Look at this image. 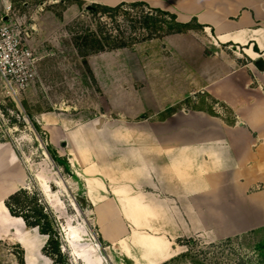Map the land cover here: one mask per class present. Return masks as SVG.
Segmentation results:
<instances>
[{
	"label": "crops",
	"instance_id": "obj_1",
	"mask_svg": "<svg viewBox=\"0 0 264 264\" xmlns=\"http://www.w3.org/2000/svg\"><path fill=\"white\" fill-rule=\"evenodd\" d=\"M82 1H145L204 27L147 40L162 41L179 60V68L164 63L162 98L149 83V99L131 101L125 91L119 107L112 104L118 118L101 114L72 124L67 109L35 116L43 129L63 133L69 160L83 171L82 193L106 244L95 238L93 248L113 264H162L184 252L182 240L214 242L263 227L264 0ZM86 60L102 90V67H95L92 56ZM200 92L233 111V120L220 111L183 106L160 118ZM7 151L3 168L16 160ZM141 244L152 252L143 254Z\"/></svg>",
	"mask_w": 264,
	"mask_h": 264
},
{
	"label": "rangeland",
	"instance_id": "obj_2",
	"mask_svg": "<svg viewBox=\"0 0 264 264\" xmlns=\"http://www.w3.org/2000/svg\"><path fill=\"white\" fill-rule=\"evenodd\" d=\"M4 1L12 5L13 11L5 19L12 22L37 57V76L28 87L18 90L7 86L0 73V144H6L16 157V162L12 161L7 168L0 165V264H18L16 244L25 249L26 264H29L28 248L31 264H52L51 259L41 252L47 237L36 229H26L22 219L11 215L3 201L22 180L23 188L39 190L57 215L72 264H113L100 249L91 245L98 236L90 204L83 198V171L74 160H69L68 146L61 140L63 133L56 129L37 131L30 116L34 120L42 113L58 116L67 109L72 124L87 122L101 114L118 118L119 111L111 107L112 104L119 107V99L125 91L131 101H135V97L147 100L150 97L149 83L156 84V97L162 98L164 94L159 87L166 78L164 63L172 69L179 68V60L165 51V45L159 40L141 42L121 50L91 53L87 56H92L95 67L103 70L101 81L104 87L101 90L87 56H82L79 46L85 49L84 38L90 34L118 39L143 38L145 30L138 29L141 26L135 24L139 10L129 9V15L110 16L91 13V4L82 0H0V15L4 14ZM242 59L246 61L247 56ZM152 67L156 74L151 73ZM170 74L174 77L177 73ZM116 83H119L118 89ZM181 106L205 108L215 114L220 111L228 120L234 117L233 111L225 105L200 92L169 108L159 115L160 118ZM48 145H53L57 152L74 163L71 164L74 174L70 175L62 165L58 167L53 162L47 151ZM0 149L3 151L2 147ZM180 243L186 245L184 252L172 264H251L261 257L258 247L264 245V228L231 239L214 242L185 239ZM139 248L143 254L152 252L147 245L141 244ZM101 255L104 258H100Z\"/></svg>",
	"mask_w": 264,
	"mask_h": 264
},
{
	"label": "trees",
	"instance_id": "obj_3",
	"mask_svg": "<svg viewBox=\"0 0 264 264\" xmlns=\"http://www.w3.org/2000/svg\"><path fill=\"white\" fill-rule=\"evenodd\" d=\"M129 9L139 10V17L135 21V24L141 26L138 27V29L143 28L145 30L146 33L143 34V38L140 39L132 36L120 37L118 39L112 36L103 37L101 35L90 34L84 38L85 49L83 50V48L79 46V52L82 54V56H87L91 53L107 50L131 48L135 44L154 38H162L163 36L169 34L187 33L189 31L202 30L204 28L196 18H193L188 22H182L178 20V17L175 13L152 7L145 1H123L115 6L93 3L90 5L89 10L93 14L101 13L105 15L116 16L117 14L122 13L129 15ZM174 111L175 110H172L171 113ZM30 120L33 127L37 131L42 129V127L36 122V120H34L32 116H30ZM47 151L50 155V158L58 167L62 165L64 169L70 175H72L73 171L68 157H64L59 152H57L53 145H48ZM83 198L85 201H87L85 197ZM4 203L11 215L20 217L24 221L26 229H36L41 235L47 237L46 243L42 248V253L51 259L52 264H72L70 253L65 248V242L57 215L46 203L39 190L31 191L27 188H19L16 191L10 193L5 199ZM262 228H264V226L245 233V235L256 233L257 230ZM98 240L101 245L105 243L102 237H99ZM1 241L2 240H0V242ZM15 246L18 248V264H26L25 249L20 244H16ZM262 246L263 247L261 248L258 247V250L260 251L259 256H261V259L259 258V260L255 262L252 261L251 264H264V245ZM179 256L170 261H165L162 264H172ZM242 264H245V262Z\"/></svg>",
	"mask_w": 264,
	"mask_h": 264
},
{
	"label": "built area",
	"instance_id": "obj_4",
	"mask_svg": "<svg viewBox=\"0 0 264 264\" xmlns=\"http://www.w3.org/2000/svg\"><path fill=\"white\" fill-rule=\"evenodd\" d=\"M4 2V14L0 15V73L7 86L21 90L37 76V57L12 22L5 19L13 11L12 5Z\"/></svg>",
	"mask_w": 264,
	"mask_h": 264
},
{
	"label": "bare ground",
	"instance_id": "obj_5",
	"mask_svg": "<svg viewBox=\"0 0 264 264\" xmlns=\"http://www.w3.org/2000/svg\"><path fill=\"white\" fill-rule=\"evenodd\" d=\"M3 146H5L6 147V150L5 151H1V149H0V165H2V164H4V162H5V160H6V158L8 157V154H9V152L7 151V146H6V144H2ZM2 202V201H1ZM17 218V217H16ZM19 220H21V218L19 217L18 218ZM22 222H24L23 220H22ZM69 238H71V236L69 237ZM28 248V247H27ZM27 251V250H26ZM30 251H29V248H28V252H27V262L29 263V264H31V257H30V255H28V253H29Z\"/></svg>",
	"mask_w": 264,
	"mask_h": 264
},
{
	"label": "water",
	"instance_id": "obj_6",
	"mask_svg": "<svg viewBox=\"0 0 264 264\" xmlns=\"http://www.w3.org/2000/svg\"><path fill=\"white\" fill-rule=\"evenodd\" d=\"M7 20V19H6ZM263 67H264V62L262 61ZM101 121V120H100Z\"/></svg>",
	"mask_w": 264,
	"mask_h": 264
}]
</instances>
